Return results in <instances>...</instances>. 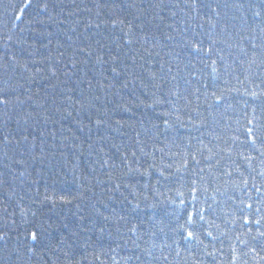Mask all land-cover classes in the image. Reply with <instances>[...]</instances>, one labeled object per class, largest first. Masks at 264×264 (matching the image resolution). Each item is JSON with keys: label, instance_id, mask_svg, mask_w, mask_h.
<instances>
[{"label": "trees", "instance_id": "trees-1", "mask_svg": "<svg viewBox=\"0 0 264 264\" xmlns=\"http://www.w3.org/2000/svg\"><path fill=\"white\" fill-rule=\"evenodd\" d=\"M48 3L0 0V264H264V0Z\"/></svg>", "mask_w": 264, "mask_h": 264}, {"label": "snow or ice", "instance_id": "snow-or-ice-1", "mask_svg": "<svg viewBox=\"0 0 264 264\" xmlns=\"http://www.w3.org/2000/svg\"><path fill=\"white\" fill-rule=\"evenodd\" d=\"M49 8V3L48 0H23V6L20 8V13L21 15L25 14L29 9L32 10L33 13H35V15L40 16V15H47V11ZM257 16L260 15L259 12L256 13ZM20 16H17V19H20ZM113 23H115V21H113ZM196 50L199 51V46H196ZM252 95H255V93H252ZM217 99H220L219 97H217ZM8 101L5 99L4 96H0V104H6ZM99 122V121H98ZM249 136L253 139V142L255 141V137L252 136L253 133V129L252 128H248L247 129ZM245 184L247 183V181L244 182ZM197 191L196 188L192 189V192L195 193ZM257 191H259V189H257ZM193 199L195 200L196 197L193 196ZM181 203H183V201H181ZM247 207L249 208V210L252 208V205L249 204L247 205ZM201 212L203 210H200ZM261 212V208L258 207L256 210V215L259 218L253 219V220H249V218H245V223H253L255 226H257L258 229V235L260 237H264V231H259V227L262 226V224H264V216L260 215ZM195 215H199V219L202 221L204 220V216L202 214H199L195 211L193 212H188L187 213V221L186 224L190 227H185V231H186V236L184 237L185 239H195L197 236V231H198V227H197V221L195 219H193V217ZM184 227V226H182ZM133 231H135V229H133ZM208 236H211V232L207 233ZM2 238V237H0ZM31 238L33 240L37 239V233L35 231H33L31 233ZM253 251H255V249H253Z\"/></svg>", "mask_w": 264, "mask_h": 264}]
</instances>
